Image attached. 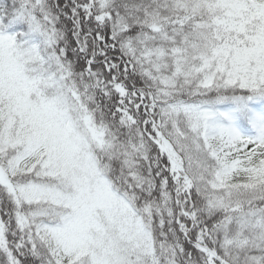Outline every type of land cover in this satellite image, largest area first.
Masks as SVG:
<instances>
[{
    "label": "snow or ice",
    "instance_id": "6c2138e0",
    "mask_svg": "<svg viewBox=\"0 0 264 264\" xmlns=\"http://www.w3.org/2000/svg\"><path fill=\"white\" fill-rule=\"evenodd\" d=\"M0 264H264V0H0Z\"/></svg>",
    "mask_w": 264,
    "mask_h": 264
}]
</instances>
